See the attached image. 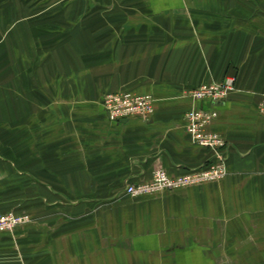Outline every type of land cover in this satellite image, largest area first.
<instances>
[{
	"label": "crops",
	"instance_id": "obj_1",
	"mask_svg": "<svg viewBox=\"0 0 264 264\" xmlns=\"http://www.w3.org/2000/svg\"><path fill=\"white\" fill-rule=\"evenodd\" d=\"M39 2L31 22L1 8L12 75L43 40L29 28L56 46L35 101L27 84L0 85V211L28 216L0 233V264H264V0ZM226 75L218 104L181 95ZM117 90L152 94L153 115L109 120L101 98ZM212 105L227 174L126 194L155 168L208 162L182 116Z\"/></svg>",
	"mask_w": 264,
	"mask_h": 264
},
{
	"label": "built area",
	"instance_id": "obj_2",
	"mask_svg": "<svg viewBox=\"0 0 264 264\" xmlns=\"http://www.w3.org/2000/svg\"><path fill=\"white\" fill-rule=\"evenodd\" d=\"M69 2L75 0H67ZM234 77L226 75L222 82L203 83L182 92L183 97L193 102L208 101L215 105L223 101L233 89ZM155 98L150 93L132 91H111L102 95L101 103L111 121H118L130 116L148 119L154 112ZM208 108L192 106L183 113L184 129L191 143L208 149L211 153L207 163L186 172L170 176L162 168H155L149 180L128 183L124 191L132 197L151 195L162 191L174 190L189 185L216 181L227 174V141L225 137L211 128L217 117L215 106ZM264 114V96L259 104ZM28 216L12 211H0V233L12 231L27 221Z\"/></svg>",
	"mask_w": 264,
	"mask_h": 264
},
{
	"label": "rangeland",
	"instance_id": "obj_3",
	"mask_svg": "<svg viewBox=\"0 0 264 264\" xmlns=\"http://www.w3.org/2000/svg\"><path fill=\"white\" fill-rule=\"evenodd\" d=\"M20 1H23V5H21ZM7 4L10 9L13 10L14 14L16 13L18 17H21L23 20L27 22H31L34 18L33 13L35 12V19L37 17V12L35 10V5L39 4V0H0V85H29V88L32 89V94H21L23 96H33L35 101V85H37V80L40 81V83H43V79L41 76V73L43 72V69H45L47 63H51V58L54 57V46H50L48 44V40H46V36L42 35H35V32L37 30L29 28V31H31V35L35 37H41L39 39H43L41 42H36L33 40V43L30 42L28 45V48H25L26 51L24 52V65L20 68H18L16 71L19 74H24L20 77H15V75H12L13 68L9 66L8 58L17 59V56L14 54V52H11L14 49V42L9 36L10 31L12 30V27L9 24V27L3 25L2 23V4ZM4 4V5H5ZM22 6V7H21ZM22 8V11H20ZM20 13V14H19ZM13 17H16V15H13ZM15 20V19H14ZM52 50V51H51ZM12 55L10 56L9 55ZM13 53V54H12ZM50 56V57H49ZM11 59V60H12ZM18 62H20V57L17 59ZM26 72V73H25ZM225 77V76H224ZM222 80L214 83L222 82ZM27 80V82H23ZM231 91V90H230ZM229 91V92H230ZM228 92V93H229ZM4 95H12V94H4ZM20 95V94H19ZM228 95V94H227ZM24 99H27L26 97Z\"/></svg>",
	"mask_w": 264,
	"mask_h": 264
}]
</instances>
